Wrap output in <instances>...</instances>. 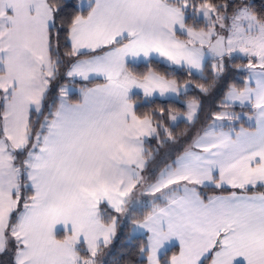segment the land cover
Segmentation results:
<instances>
[{
	"label": "snow or ice",
	"instance_id": "obj_1",
	"mask_svg": "<svg viewBox=\"0 0 264 264\" xmlns=\"http://www.w3.org/2000/svg\"><path fill=\"white\" fill-rule=\"evenodd\" d=\"M121 231L128 264H264L254 0H0V256L109 264Z\"/></svg>",
	"mask_w": 264,
	"mask_h": 264
},
{
	"label": "trees",
	"instance_id": "obj_2",
	"mask_svg": "<svg viewBox=\"0 0 264 264\" xmlns=\"http://www.w3.org/2000/svg\"><path fill=\"white\" fill-rule=\"evenodd\" d=\"M254 3L256 4L258 9H264V0H254ZM68 61H65V68L67 67ZM153 67L158 68L159 70L163 71L164 70V65L160 63H156L152 65ZM141 71L145 70L143 65H140ZM63 71V69H62ZM179 78H186L183 73H177ZM62 82H67L66 79H63ZM78 98V94L76 96ZM219 99V95L215 94L213 97H208L204 98L203 103H204V111L201 113L200 116V121L195 125V129L193 131L198 130L206 121L207 116L210 111L216 109V102ZM183 104V101L181 104L175 105V107H181ZM164 105L162 104H157V105H146L142 110L144 111H150L154 107H162ZM173 105H168V107H172ZM170 123V122H169ZM188 125L186 122H180L179 127L175 129L177 135H179L182 131H185L187 129ZM183 139H186V137L181 138V144H176V145H166L163 148H161L159 156L157 157L156 160V165L162 164L164 161L171 162L172 159L175 158L177 155L178 151L180 150ZM152 147L156 148L157 144L155 141L152 142ZM156 165H153V168L156 167ZM218 191V190H217ZM209 194H214V193H209ZM138 246H139V241L138 240H133V241H127L125 240V232L121 231L118 233L117 240L113 247L109 250L110 255H108L106 258L109 260V264H112L113 260H121L124 262V264H128L129 261L135 262L141 259L138 256ZM10 259V256H0V262L2 264H8V261Z\"/></svg>",
	"mask_w": 264,
	"mask_h": 264
},
{
	"label": "crops",
	"instance_id": "obj_3",
	"mask_svg": "<svg viewBox=\"0 0 264 264\" xmlns=\"http://www.w3.org/2000/svg\"><path fill=\"white\" fill-rule=\"evenodd\" d=\"M229 191H230V189H229ZM226 194V193H225Z\"/></svg>",
	"mask_w": 264,
	"mask_h": 264
}]
</instances>
